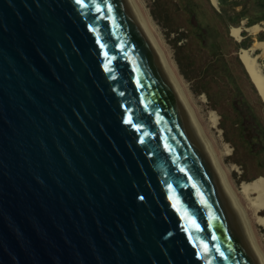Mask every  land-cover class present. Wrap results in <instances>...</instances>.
Masks as SVG:
<instances>
[{
	"label": "water",
	"instance_id": "obj_1",
	"mask_svg": "<svg viewBox=\"0 0 264 264\" xmlns=\"http://www.w3.org/2000/svg\"><path fill=\"white\" fill-rule=\"evenodd\" d=\"M148 16L0 0V264H264Z\"/></svg>",
	"mask_w": 264,
	"mask_h": 264
},
{
	"label": "rangeland",
	"instance_id": "obj_2",
	"mask_svg": "<svg viewBox=\"0 0 264 264\" xmlns=\"http://www.w3.org/2000/svg\"><path fill=\"white\" fill-rule=\"evenodd\" d=\"M173 1L175 0H140L147 14L149 15V19L158 31V34L163 44L167 48V51L175 60L177 65L176 67L178 68L180 74L182 75L185 81L186 86L192 94V99L197 105L201 113V117L203 118L207 126L209 136L215 146L214 149L222 162V167L224 168L226 174L232 179L231 181L233 182L237 194L245 203L243 195L240 193L241 183L244 181H248L243 178L245 169L244 166L234 161V146L230 142L226 141L223 133L224 130L221 126L220 111L224 110V108H226L227 110L230 109V106L228 104L229 101L226 99V102H228L226 103L224 100L225 95H229L228 88L224 87L223 84H219L220 87L212 85L213 91H223L220 99H218V108H214V106H212V104L208 100V96L206 95V93L198 87L196 83L197 81L192 80L187 74H185L186 72H184L180 67V64L177 60L178 53L176 51V44L177 46H184L188 43L187 38H189V35L192 34L193 30L195 31L194 27L192 28L190 25L187 24V21H191L194 26L199 27L198 29L201 30V39L203 42L209 41L215 43V45L222 46L225 52V57L232 65V71L238 76V80L240 82L244 94L249 99H252L253 102H256L257 97L251 88V83L242 74L241 65L237 63L235 57L238 56L237 50L240 46V42L245 43L247 48H249L253 44V41H264L260 40V38H264V29L257 32L245 30V27H249L253 24H258L261 27H264V0H220L221 2H218L220 6L218 4L217 8L210 1V5L212 4L211 6L216 11H218V13H222V9L223 12L230 14L229 16H227V14L225 15L227 17L226 21L218 20V18H215L213 16V11L210 8L208 1L194 0L195 6L197 7L198 11V18L190 16L189 14L186 15L185 12H172V16L169 18V22H171V24H169L167 23V20L162 18V15L159 11V6H167ZM229 18L232 20H237L238 23L235 25H241L244 28L240 41H237L234 37L231 36V26L235 25L232 24V21H228ZM207 25H209L208 28L210 34H208L207 30L205 29V26ZM176 28H178L179 30H177ZM181 33H185L186 36H182ZM179 35H181L182 38H179ZM193 50L195 51L193 55L197 60L200 61L207 58V53L205 50ZM256 52L259 53L261 52V50L256 49L255 53ZM260 60L259 61L262 66V71L264 72V59ZM256 109L260 113H264V110L258 105V103H256ZM212 112H215L218 118V124L215 128L211 127L209 121ZM225 151H229L230 154H225ZM248 165L247 167L249 169V175L251 174L252 176H258V169L253 165L250 167ZM258 179H264V176H259V178H256L254 180ZM262 214H264V212ZM253 227L255 229L254 231L259 241L261 242L264 248V226L254 223Z\"/></svg>",
	"mask_w": 264,
	"mask_h": 264
},
{
	"label": "trees",
	"instance_id": "obj_3",
	"mask_svg": "<svg viewBox=\"0 0 264 264\" xmlns=\"http://www.w3.org/2000/svg\"><path fill=\"white\" fill-rule=\"evenodd\" d=\"M206 1L209 3L211 0ZM219 2L221 1L219 0ZM211 5L210 8L213 11V16L218 18V20L226 21L227 17L225 15L227 14L229 16L230 14L223 12L222 9V13H218ZM159 11L162 18L167 20L169 24H171L169 18L172 16V12H185L186 15L189 14L190 16L198 18V11L194 0H175L167 6L160 5ZM228 21H232L234 25L238 23L237 20L230 18ZM187 24L192 28L194 27L195 31L193 30L192 34L187 38V44L184 46H177L176 44V51L178 53L177 60L180 67L192 80L197 81L198 87L206 93L208 100L216 109L219 105L218 99H220L223 91H213L212 85L220 87L219 84H223L224 87L228 88V94L230 96L225 95L224 100L225 102L226 99L229 101V103H226L229 104L230 109L227 110L223 107L224 110L220 111L224 137L226 141L234 146V161L244 166L243 178L245 180L251 181L259 178V176H264V113H260L256 109V103H258L264 110V102L261 96L253 85L254 83L239 56H236L235 59L241 65L242 74L251 83V88L257 97L256 102H253L252 99H249L244 94L238 76L232 71V65L225 57L222 46L215 45V43L209 41L203 42L201 39V30L198 29L199 27L194 26L191 21H187ZM208 27L209 25L205 26V29L210 34ZM176 29L179 30L178 28ZM181 35L186 36L185 33H181ZM181 35H179V38H182ZM260 40H264V38H260ZM192 48L197 49V51L205 50L207 58L200 61L197 60L193 55L195 51ZM239 48H247V46L245 43L240 42ZM239 48L237 51L240 50ZM247 165L249 167L252 165L255 166L258 169V176L249 175Z\"/></svg>",
	"mask_w": 264,
	"mask_h": 264
},
{
	"label": "bare ground",
	"instance_id": "obj_4",
	"mask_svg": "<svg viewBox=\"0 0 264 264\" xmlns=\"http://www.w3.org/2000/svg\"><path fill=\"white\" fill-rule=\"evenodd\" d=\"M212 4L217 8V0H211ZM264 27L258 24H253L249 27H245L248 31H260ZM231 36L237 41L242 38L243 26H231ZM256 49H260L261 52L255 53ZM242 64L244 65L247 73L249 74L253 85L255 86L258 94L261 96L264 102V72L260 64V59H264V41H254L253 44L243 50L242 48L237 51ZM260 60V61H259ZM211 127L215 128L218 124L217 114L212 112L210 115ZM225 154H230L229 151H225ZM240 193L243 195L245 200L244 206L251 218L252 224L257 223L264 226V179L244 181L240 185ZM242 197V196H241ZM254 222V223H253Z\"/></svg>",
	"mask_w": 264,
	"mask_h": 264
},
{
	"label": "snow or ice",
	"instance_id": "obj_5",
	"mask_svg": "<svg viewBox=\"0 0 264 264\" xmlns=\"http://www.w3.org/2000/svg\"><path fill=\"white\" fill-rule=\"evenodd\" d=\"M77 2H78V3H81L82 0H77ZM97 10H98V11L100 10V6H99V5H97ZM109 10H110V5H109ZM129 123H131V121H129Z\"/></svg>",
	"mask_w": 264,
	"mask_h": 264
},
{
	"label": "crops",
	"instance_id": "obj_6",
	"mask_svg": "<svg viewBox=\"0 0 264 264\" xmlns=\"http://www.w3.org/2000/svg\"><path fill=\"white\" fill-rule=\"evenodd\" d=\"M254 42V41H253Z\"/></svg>",
	"mask_w": 264,
	"mask_h": 264
}]
</instances>
